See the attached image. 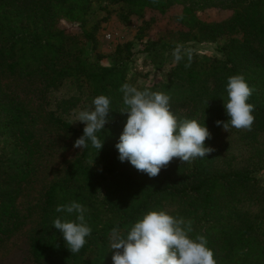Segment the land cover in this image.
I'll list each match as a JSON object with an SVG mask.
<instances>
[{
	"label": "trees",
	"instance_id": "16d2710c",
	"mask_svg": "<svg viewBox=\"0 0 264 264\" xmlns=\"http://www.w3.org/2000/svg\"><path fill=\"white\" fill-rule=\"evenodd\" d=\"M102 1L0 0V249L36 217L28 238L33 264H112L111 230L124 232L148 211L164 210L192 222L190 235L206 237L217 264H264V189L248 170L213 169L228 151L225 138L233 141L234 135L242 149L264 161V0H116L122 21L182 7L175 18L182 29L145 43L142 52L155 70L177 45L184 56L166 80L152 86L135 82L129 67L132 42L116 46L112 65L101 64L96 52L100 22L88 19L92 6ZM207 6L231 14L201 21L196 12ZM99 10L106 21L109 7ZM60 21L78 24V33L60 28ZM144 36L139 29L135 40ZM222 38L220 57L185 50L189 43ZM236 74L254 88L248 101L255 105L250 131L231 126L226 131L216 124L229 119L223 106L227 78ZM208 80L214 82L211 89ZM124 83L169 95L178 119L204 123L211 133L205 146L214 151L191 163L174 158L152 178L121 162L115 145L127 119L120 113ZM67 85L86 95L91 106L99 95L111 101L109 122L97 133L102 149L98 152L89 141L69 161L62 159L63 145L81 137L84 127L49 109V94ZM69 102L75 106L74 98ZM72 201L88 209L85 219L92 229L76 254L52 226L56 218L75 219V214L55 211Z\"/></svg>",
	"mask_w": 264,
	"mask_h": 264
},
{
	"label": "clouds",
	"instance_id": "9594fccd",
	"mask_svg": "<svg viewBox=\"0 0 264 264\" xmlns=\"http://www.w3.org/2000/svg\"><path fill=\"white\" fill-rule=\"evenodd\" d=\"M172 55L177 63L184 58L180 45ZM190 60L189 54L186 68L190 67ZM120 91L125 106L120 113L127 116L115 145L121 162H130L136 170L152 178L174 158L182 164L191 163L214 151L205 146L211 133L204 123L196 119H178L171 111L170 96L166 93L139 90L128 83H124ZM226 92L227 100L223 106L229 119L216 121L217 126L222 125L226 131L229 126L250 131L255 121V105L248 101L254 88L243 75L236 74L227 78ZM110 103L109 97L99 95L92 101V110H80L75 114V122H81L85 127L74 148L82 150L90 141L98 152L102 149L103 141L97 133L109 122ZM55 211L75 214L74 220L56 218L52 226L62 234L67 249L72 254L78 253L92 232L85 219L88 209L72 201L58 205ZM192 232L190 220L164 210L148 211L130 229L122 232L116 227L111 230L112 264H217L213 250L207 247L206 237L197 234L192 238Z\"/></svg>",
	"mask_w": 264,
	"mask_h": 264
},
{
	"label": "rangeland",
	"instance_id": "374dc122",
	"mask_svg": "<svg viewBox=\"0 0 264 264\" xmlns=\"http://www.w3.org/2000/svg\"><path fill=\"white\" fill-rule=\"evenodd\" d=\"M191 0H186L188 3ZM116 0H103L100 4L92 6V14L88 21L100 22L97 34V54L101 55V64L103 66L112 65L114 62V52L117 45H123L129 42L133 43L130 56V70L135 73V82L138 85L152 86L159 84L167 79L168 73L174 66V58L170 52L164 56V65L159 70H155L150 63V58L142 51L144 50L147 40H155L166 31H177L182 29L175 21L176 16L181 13V6H174L162 16L155 15L151 11H146L144 18L130 17L125 21L118 18L119 5ZM107 5L111 11L106 21H101L106 13L100 11L99 8ZM231 13L222 11L217 8L207 6L202 11H197L196 16L204 22H217L226 19ZM144 21L149 22L148 26L144 25ZM59 27L69 33H78V24H70L66 21H60ZM139 29L143 30L145 36L141 40H135ZM109 36V38H107ZM225 38L219 39L216 42L189 43L186 46V51L206 57H220L218 49L225 42ZM94 56V54H92ZM130 72V74H131ZM209 89L213 88L214 82L207 81ZM71 98L75 100V106L70 105ZM50 107L55 110L57 115L69 121L74 127H85L81 122H75V114L80 110H92L93 106L89 104L86 95L79 93L71 85L61 87L49 94ZM75 122V123H74ZM225 138V137H224ZM225 138L228 151L224 156L218 158L214 163V170L233 171V170H248L259 180V185L264 189V161L256 155L248 153L240 147V142L237 136ZM75 141L66 139L63 145L62 159L69 161L76 157L80 148H74ZM225 157V158H224ZM223 159H227L225 163ZM36 217L29 220L26 225L16 233L3 248L0 249V264H33L28 254V238L35 225Z\"/></svg>",
	"mask_w": 264,
	"mask_h": 264
},
{
	"label": "built area",
	"instance_id": "2783aa9c",
	"mask_svg": "<svg viewBox=\"0 0 264 264\" xmlns=\"http://www.w3.org/2000/svg\"><path fill=\"white\" fill-rule=\"evenodd\" d=\"M107 38H109V36H107Z\"/></svg>",
	"mask_w": 264,
	"mask_h": 264
}]
</instances>
